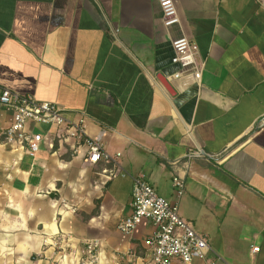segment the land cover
<instances>
[{
	"label": "crops",
	"instance_id": "1",
	"mask_svg": "<svg viewBox=\"0 0 264 264\" xmlns=\"http://www.w3.org/2000/svg\"><path fill=\"white\" fill-rule=\"evenodd\" d=\"M173 1L179 25L165 28L156 0H0V94L84 115L121 171L177 205L208 261L264 264V0ZM179 37L204 62L198 83L171 79ZM11 119L0 106V130ZM42 129L50 142L34 158L0 146V264H80L94 243L97 264H146L142 241L116 230L131 179Z\"/></svg>",
	"mask_w": 264,
	"mask_h": 264
},
{
	"label": "built area",
	"instance_id": "2",
	"mask_svg": "<svg viewBox=\"0 0 264 264\" xmlns=\"http://www.w3.org/2000/svg\"><path fill=\"white\" fill-rule=\"evenodd\" d=\"M165 28L179 25V18L173 0H156ZM172 51L171 65L177 67L171 79L198 83L204 68V62L199 58L196 44L185 37H179L170 44ZM0 106L12 113L10 123L0 130V146H7L14 152L34 158L45 143H49V131L40 133L36 126L55 128L56 139L65 143L76 153L84 149V163L96 165L99 162L112 163L114 170L109 178L117 174L129 177L132 182L131 214L119 220L116 230L126 241L138 237L147 249L146 264H215L208 261L209 247L203 237L195 233L190 223L180 218L176 204H170L160 198L142 174L130 176L121 171L116 163L120 154L115 158L109 156L102 142L86 135L84 130V115L78 121L70 122L65 117V111L55 104L40 102L32 96H22L7 89L0 94ZM258 129L264 128V116L257 122ZM70 142V145L68 144ZM50 146V145H48ZM51 147V146H50ZM201 156L200 151L187 153L186 161ZM172 188L177 198L184 192L183 179L176 174L171 177ZM145 230V231H142ZM97 243L88 244L86 254L90 259L94 257ZM258 252V248H253ZM134 258V255L133 257Z\"/></svg>",
	"mask_w": 264,
	"mask_h": 264
},
{
	"label": "rangeland",
	"instance_id": "3",
	"mask_svg": "<svg viewBox=\"0 0 264 264\" xmlns=\"http://www.w3.org/2000/svg\"><path fill=\"white\" fill-rule=\"evenodd\" d=\"M42 127H44V126L37 125L36 126V131L40 132V133H43L44 131H43ZM192 225L193 224L191 223V226ZM193 230H195V229H193ZM86 251H87V246L85 248V254L83 256V260L80 262V264H97V255H96V253H94V257L92 259H90L89 256L86 254Z\"/></svg>",
	"mask_w": 264,
	"mask_h": 264
},
{
	"label": "water",
	"instance_id": "4",
	"mask_svg": "<svg viewBox=\"0 0 264 264\" xmlns=\"http://www.w3.org/2000/svg\"><path fill=\"white\" fill-rule=\"evenodd\" d=\"M158 80L168 93L173 94L172 87L162 76H160Z\"/></svg>",
	"mask_w": 264,
	"mask_h": 264
}]
</instances>
